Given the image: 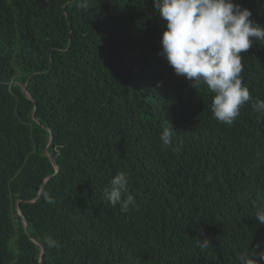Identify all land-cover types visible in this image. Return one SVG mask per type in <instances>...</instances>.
I'll use <instances>...</instances> for the list:
<instances>
[{"label": "trees", "instance_id": "16d2710c", "mask_svg": "<svg viewBox=\"0 0 264 264\" xmlns=\"http://www.w3.org/2000/svg\"><path fill=\"white\" fill-rule=\"evenodd\" d=\"M236 2L264 25V0ZM165 27L153 0H0V264H237L264 245V116L251 106L264 44L241 53L253 99L223 124L213 94L159 54ZM169 120L179 152L159 139ZM120 171L127 212L103 195Z\"/></svg>", "mask_w": 264, "mask_h": 264}, {"label": "clouds", "instance_id": "9594fccd", "mask_svg": "<svg viewBox=\"0 0 264 264\" xmlns=\"http://www.w3.org/2000/svg\"><path fill=\"white\" fill-rule=\"evenodd\" d=\"M89 2L76 0V6L87 11ZM153 3L154 10L166 22L159 54L177 76L184 77L195 88L202 84L213 94L210 111L215 120L232 124L241 106L253 99L241 76L244 70L241 53L254 43L264 44V25L251 19L252 11L236 0H153ZM251 106L264 116V100L257 99ZM175 130L169 120L162 125L159 139L164 148L179 152L182 145L176 146ZM128 183L127 173L120 171L103 192L110 206L119 205L122 212L136 207ZM45 199L54 203L48 194ZM253 217L264 225V205L256 206ZM43 242L49 248L58 247V241L51 237H45ZM210 244L208 238L197 241L202 249ZM236 260L237 264H264V245L258 243L251 252L236 253Z\"/></svg>", "mask_w": 264, "mask_h": 264}, {"label": "water", "instance_id": "95a60500", "mask_svg": "<svg viewBox=\"0 0 264 264\" xmlns=\"http://www.w3.org/2000/svg\"><path fill=\"white\" fill-rule=\"evenodd\" d=\"M24 90H26V86L24 87ZM27 91V90H26ZM26 94L28 95V97L32 98V96L30 95V93L27 91ZM52 137V135H51ZM53 163L54 162V159H52ZM56 165V164H55ZM56 169L58 170L59 167L56 165ZM22 216V214H20ZM23 217V216H22ZM23 221H24V226H25V229L27 228V222H26V219L23 217ZM40 261H42V257H40Z\"/></svg>", "mask_w": 264, "mask_h": 264}]
</instances>
